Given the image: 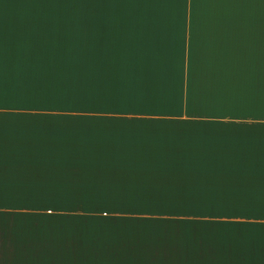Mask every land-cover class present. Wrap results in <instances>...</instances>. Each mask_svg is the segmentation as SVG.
Returning a JSON list of instances; mask_svg holds the SVG:
<instances>
[{
	"label": "crops",
	"instance_id": "1",
	"mask_svg": "<svg viewBox=\"0 0 264 264\" xmlns=\"http://www.w3.org/2000/svg\"><path fill=\"white\" fill-rule=\"evenodd\" d=\"M0 264H264V0H0Z\"/></svg>",
	"mask_w": 264,
	"mask_h": 264
},
{
	"label": "rangeland",
	"instance_id": "2",
	"mask_svg": "<svg viewBox=\"0 0 264 264\" xmlns=\"http://www.w3.org/2000/svg\"><path fill=\"white\" fill-rule=\"evenodd\" d=\"M79 7H84V6H79ZM161 198H165V197H159L158 199H161ZM175 198H177V197H174L173 200H175ZM108 199H110V200H108ZM115 199H116L115 197H88V198L87 197H79L78 203L79 204H85L88 202V203H91V206H94L97 208V207H104L103 205H108V203L113 202L111 200H115ZM142 199L145 201L147 200V198L142 197L140 203L137 206H131V209H134V210L142 209L143 210L144 206H140V205H143ZM128 206L129 205H124L121 208L124 209Z\"/></svg>",
	"mask_w": 264,
	"mask_h": 264
},
{
	"label": "trees",
	"instance_id": "3",
	"mask_svg": "<svg viewBox=\"0 0 264 264\" xmlns=\"http://www.w3.org/2000/svg\"><path fill=\"white\" fill-rule=\"evenodd\" d=\"M179 214H182V213H179ZM183 215H188V214H183Z\"/></svg>",
	"mask_w": 264,
	"mask_h": 264
},
{
	"label": "clouds",
	"instance_id": "4",
	"mask_svg": "<svg viewBox=\"0 0 264 264\" xmlns=\"http://www.w3.org/2000/svg\"><path fill=\"white\" fill-rule=\"evenodd\" d=\"M7 7V6H6Z\"/></svg>",
	"mask_w": 264,
	"mask_h": 264
}]
</instances>
